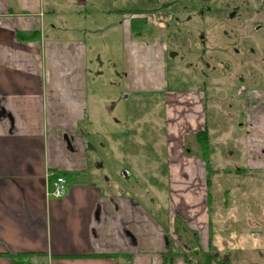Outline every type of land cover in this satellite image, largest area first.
Returning a JSON list of instances; mask_svg holds the SVG:
<instances>
[{
  "label": "crops",
  "instance_id": "crops-1",
  "mask_svg": "<svg viewBox=\"0 0 264 264\" xmlns=\"http://www.w3.org/2000/svg\"><path fill=\"white\" fill-rule=\"evenodd\" d=\"M94 1L71 0L62 13L50 0L49 13L46 0H0V264L24 254L46 258L37 264H206V254L231 261L212 232L211 136L209 163L186 144L209 131L207 94L169 90L168 41L150 24L134 37L140 9L87 16ZM158 92L167 139L162 204L136 170L121 169L109 144L124 137V102ZM256 92L264 90L245 91L236 121L246 122L248 168L263 170ZM134 158H146L149 170L160 159ZM122 172L133 177L128 190ZM51 173H67L62 198L50 195Z\"/></svg>",
  "mask_w": 264,
  "mask_h": 264
},
{
  "label": "rangeland",
  "instance_id": "rangeland-1",
  "mask_svg": "<svg viewBox=\"0 0 264 264\" xmlns=\"http://www.w3.org/2000/svg\"><path fill=\"white\" fill-rule=\"evenodd\" d=\"M58 1L56 12H66L72 5L71 0ZM46 2V11L51 13L50 0ZM87 6L91 8L86 9V15L91 17L99 11L150 10L148 25L157 27L152 35L168 41L167 73L172 78L169 90L201 88L207 94L203 101L212 139V232L215 239L221 233V244L229 246L233 264H260L264 257V169L248 168L246 122L236 119L245 113V91L264 90V0H96ZM160 24L165 27L160 28ZM145 29L148 34L150 28ZM252 95H258L259 105L264 108V93ZM163 97L160 92L137 94L124 102V122L119 126L125 131L124 137L109 142L123 157L121 169L127 168L130 173L136 170L142 188L156 195L161 204L166 202V194L161 192L166 180L161 160L167 140ZM186 144L187 150L202 157L192 138ZM150 154L160 158L153 170L145 164L146 158L133 161L137 159L134 156ZM123 173H119V179L128 190L133 177ZM39 261L46 258H27L26 264Z\"/></svg>",
  "mask_w": 264,
  "mask_h": 264
},
{
  "label": "trees",
  "instance_id": "trees-1",
  "mask_svg": "<svg viewBox=\"0 0 264 264\" xmlns=\"http://www.w3.org/2000/svg\"><path fill=\"white\" fill-rule=\"evenodd\" d=\"M150 10H140L135 13L140 15L134 17L131 20L132 32L136 39H140L144 36L145 28L148 25L147 15L150 13ZM20 38L24 39L25 37L21 36ZM30 39V37H29ZM196 140L202 152V158L206 163H209L210 160V134L207 129L196 134ZM60 176H66L67 173H57ZM30 255L24 254L17 256L16 259L12 260V264H26L27 258H30ZM206 264H231L229 259L220 258L213 254L205 255ZM188 259L189 257L186 256ZM167 259V258H166ZM171 264V263H170Z\"/></svg>",
  "mask_w": 264,
  "mask_h": 264
},
{
  "label": "built area",
  "instance_id": "built-area-1",
  "mask_svg": "<svg viewBox=\"0 0 264 264\" xmlns=\"http://www.w3.org/2000/svg\"><path fill=\"white\" fill-rule=\"evenodd\" d=\"M50 179V195L55 198H62L66 195L67 180L64 176L57 175V173H51Z\"/></svg>",
  "mask_w": 264,
  "mask_h": 264
}]
</instances>
